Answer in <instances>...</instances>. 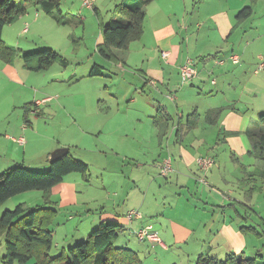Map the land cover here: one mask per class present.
I'll list each match as a JSON object with an SVG mask.
<instances>
[{"label": "crops", "instance_id": "crops-1", "mask_svg": "<svg viewBox=\"0 0 264 264\" xmlns=\"http://www.w3.org/2000/svg\"><path fill=\"white\" fill-rule=\"evenodd\" d=\"M124 1L95 0L92 9H84L79 0H64L65 12H77L69 18L61 10L60 3L64 26L57 25L39 7L36 11L26 10L3 28L1 40L21 54L51 48L54 46L31 49L34 41L42 42L43 36L52 35V22L59 27L72 25L76 28L87 17L85 12L92 10L99 26L92 45L94 59L98 54L97 46L102 43L101 23L116 18L104 23L102 11L112 8L114 11ZM149 2L142 9L145 16L143 34L134 42L137 45L131 47L129 44L125 53L114 50L115 63L101 57V66H97L102 69L100 76L103 69L111 66L109 63L122 74L130 75L124 66L137 69L138 75L131 72L139 81L135 83L134 91L142 98L140 101L145 102L144 109L156 110L154 115L148 116L155 137L148 139L156 140L157 153L148 157L151 160L149 166L136 163L134 167L124 168L116 186L111 185V181L106 184L104 179L98 187L86 185L88 176L69 174L64 177L51 190L52 207L56 211L62 210L58 213L61 215L60 224H57L61 227L52 234L64 246L83 239L93 226L101 222L118 224L124 232L135 237L137 230L149 227L158 234L159 242H140L136 237L141 247L133 251L141 264L147 263L154 253L177 255L171 264H194L200 255L222 260L230 253L249 255L247 258L253 259L254 264H264V162L256 158L250 137L264 131L258 121L264 114V71L254 73L256 64L264 55V35H243L246 29H253V12L264 11V0ZM249 6L252 7L251 16L238 19V13ZM250 18L249 26L242 25ZM70 36L80 40L73 33L68 38ZM55 51L61 56L58 49ZM163 52L168 54L166 58H162ZM136 55L140 57L139 61L135 60ZM232 55L239 57V63L232 64L228 60ZM186 59L193 61L197 74L191 81L181 84L179 68ZM218 60L223 63L217 64ZM67 66L60 68L66 69ZM44 71L25 69L19 57L11 63L0 60V154L4 150L8 152L12 146L17 151L14 154L17 159L21 149L26 147L22 153L25 156L26 149L34 143L35 128L48 126L58 130L47 138L36 156L44 167H48L54 150L80 147L78 140L88 135L80 125L90 127L93 133H112L108 125H113L114 120L111 118L112 105L101 108L105 98H101L97 91L69 87L77 78L76 72L65 77L58 73L36 75ZM83 75L74 83L82 82L85 77L92 78L89 74ZM57 84L66 87L57 89L54 87ZM35 102H39L37 107L32 105ZM209 107L214 109L207 110ZM211 110L221 113L207 122ZM201 118L202 126L199 123ZM105 122V128H102ZM70 128L81 133L78 140L76 134L69 132ZM125 136H120L122 144L126 142ZM19 138H23V144L19 143ZM138 139L146 156L143 144L147 139L143 136ZM128 146L126 152L115 153L122 161L127 160L123 155L131 153L130 141ZM167 156L171 158L172 171L163 177L164 183L162 177L158 178L166 189L161 192L153 187L157 181L155 178L142 186V173L137 170L146 169L157 174ZM198 157H212L214 167L203 173L196 164ZM24 161L15 165L27 167ZM6 167L4 162L0 163V171ZM201 177L208 181V186L199 182ZM41 200L43 203L42 195ZM69 209L87 225L85 230L75 229V234H79L77 238L67 235L73 233L69 224L76 218L69 215L70 222L67 223L66 216L72 212ZM132 210L140 216L128 221L126 214ZM242 228L250 229L241 232ZM59 243H56L57 247Z\"/></svg>", "mask_w": 264, "mask_h": 264}, {"label": "trees", "instance_id": "trees-1", "mask_svg": "<svg viewBox=\"0 0 264 264\" xmlns=\"http://www.w3.org/2000/svg\"><path fill=\"white\" fill-rule=\"evenodd\" d=\"M150 0H125L114 8L116 18L100 25L102 43L97 46V53L104 59L116 62L114 50H125L131 42L139 40L143 34V7ZM31 3L39 7L45 15L52 17L57 25L64 26L65 19L60 14L61 0H0V60L11 63L19 57L23 66L31 71H44L51 65L58 64L65 68L67 61L52 48H45L31 53L21 54L1 40L3 28L13 23ZM20 4V5H19ZM252 14V7L243 8L237 15L245 19ZM73 43L77 40L70 36ZM101 67L93 65L90 77L100 76ZM221 111L211 110L206 118L213 121ZM196 118V115H195ZM264 126V114L258 120ZM251 143L255 156L264 162V131L251 134ZM48 169L37 171L22 165H15L0 173V206L9 198L28 191L41 192L43 203L29 209L25 204L16 205L6 210L0 217V234L5 237L6 256L4 264H25L32 260L34 264H141L138 255L129 249L113 245V240L124 232V228L111 222H101L82 242L69 247L57 258H51L49 251L52 244L50 229L57 215L50 200L51 190L72 173L85 176L88 165L71 155L51 161ZM264 181V173L262 175ZM250 228H242L246 232ZM194 264H254V260L243 254H227L224 259L198 256Z\"/></svg>", "mask_w": 264, "mask_h": 264}, {"label": "rangeland", "instance_id": "rangeland-1", "mask_svg": "<svg viewBox=\"0 0 264 264\" xmlns=\"http://www.w3.org/2000/svg\"><path fill=\"white\" fill-rule=\"evenodd\" d=\"M213 1H217V0H213ZM148 4H150V2ZM23 6L27 11L38 10L37 7L31 3H26ZM63 6H64V0H62L61 2V10L65 14H68L69 18H71L72 15H76L77 13L76 11L65 12ZM201 11H204V9H202ZM85 13L87 17L83 21H81L80 26L76 28H74V26L72 25L70 26L71 28L69 26L59 27L52 22L51 24L54 27L52 35L50 36L47 34L43 36L44 38L42 42H40V40L34 41L35 45H32L34 47H31V49L35 50L41 46H48V47L54 46L51 48L53 49L57 48L61 56H63L69 62L66 69L60 68V66L56 63L53 64V66L48 70L44 72H40L36 75H51L58 73L59 75L63 74L65 77L70 75L71 73L76 72L77 78L73 79V82H70L72 85H69V87H72L74 89L92 90L94 92L97 91V93H99L100 96H102L101 98H105L102 99L104 101L103 103H101V108L104 107L109 108V104L110 106L112 105L111 118L114 121H113V125L111 124L108 125V129L111 130L113 134L107 133L105 131H103L102 133H93L90 127L86 125H80L83 128L82 130H85L86 132L85 134L88 135L84 136V138L81 139V141H79L77 138L80 136L81 133H79L78 130H76L75 128H70L69 132L76 134V140H78L80 144V147L74 150L72 147H70L71 155L74 156L75 158L84 161L89 165V170L85 173V176H88L87 179L88 181L85 182L86 185L89 184L91 186L98 187V185H100L101 183V180L104 179L106 184L109 181H111V185L116 186L121 179L124 168L134 167L136 163L147 164L149 166L151 160L148 157L151 155V153H157L156 140L152 139L150 141L148 139V137L151 136L155 137V132L154 133L152 132V120L149 119L148 116L150 117L154 115L156 113V110L153 111V110L144 109L145 102L140 101V99L142 98L136 95L134 88L136 87V84L139 83V81L133 77L134 76L133 74L138 75V72H136L137 69L134 68L124 66L125 71H128L130 75L122 74L121 71H116L117 68L112 63H109V65L111 66L106 67V69H103L102 76L99 77L93 76L95 78L92 77L88 79H86L85 77L82 82H78L77 84L74 83L76 80L80 78L79 76H81L82 73L84 74L83 76L90 74L93 65L96 64L101 66L100 61L102 60L101 56L98 54H96L95 58L92 59V57H94L92 56V48H93L92 45L95 42V36H97V34L99 33L98 20L92 10ZM253 13L254 14L252 16H254V18L251 17L253 20L251 21L250 18V20L248 19V22L245 21L242 24L244 26L247 25L249 26V23L251 21V23H253V29L252 30L249 28L246 29V32L243 33V35L246 33L247 34L254 33L255 36L258 35L263 36L264 11H254ZM102 17L104 23L112 18H115L116 16L113 11V8L110 11L103 10ZM73 19L75 20V18ZM72 33L75 35L76 38L80 39L77 40L76 43H71L70 39L68 38V35ZM130 45L131 47H135V45L137 44L132 42L130 43ZM259 49L263 50V47H259ZM125 50H119V51L116 50V52L125 53L124 52ZM81 56L85 58L82 59ZM135 60L139 61L140 57L136 55ZM54 87H57V89H59L66 87V85L63 86L61 84H57V86ZM127 95L128 97H126ZM131 98H134V101H130ZM32 105L34 107L38 106V105L36 106L35 103ZM209 109H214V107H209L207 110ZM29 111L31 112V108L29 109ZM35 111L36 110H34L33 113H35ZM34 121L35 120H33V122ZM202 121L203 120L201 118L199 121V123H201L200 124L201 126H202ZM105 125L106 122L104 125H102V128H105ZM119 127L123 129L120 130L118 129ZM56 130L58 129L54 130L52 128H49L48 126L47 127L42 125L37 126L35 128L36 136H34V143L32 144V146L26 149L27 154L25 156L22 154L26 148L24 147L21 149L20 153L16 156L17 159H14V154H17V151L14 147L11 146L8 152L4 150L3 153L0 154V163L4 162V164H6L7 166L5 169H7L10 168L11 166H14L16 162H23V160H25L24 164H26V166L29 167V169L37 170L40 172L47 170L48 167H44V163L40 162L39 158L36 156L42 144L47 140L48 137L53 136ZM200 130L203 131L202 128ZM124 134L128 136H125ZM120 136H125L126 138L125 144H122ZM139 136L146 137L147 139V142L143 144L146 151V156L144 154L143 149L140 147L139 139H138ZM25 137L27 140V136ZM129 141L131 143V153H126V155H123L126 156L127 160L122 161L120 156L115 155V153L121 154L122 152H126L129 149L128 146ZM184 145L190 146L189 144H184ZM139 150L141 151V153L138 152ZM2 171H0V173ZM137 171L139 173H142V186L143 185L146 186L150 179L155 178L157 181L156 183H153V187H155L161 192L166 189V186L163 185L165 180L163 179L162 176H160L159 171L157 172V174L150 173L151 171L146 169H141V170L138 169ZM146 172H149L148 175L150 177H147L148 175H146ZM72 175L80 176L81 174L72 173ZM159 176L162 177L163 183H161V180H158ZM206 182L208 183V181ZM159 184H162V186L159 187ZM40 197H41V192L39 191H28L17 194L9 198L7 201H5V203H3L0 206V217L4 211L12 210L16 205L21 203L25 204L26 207L29 209L35 208V206L42 205V200L40 201ZM181 201L184 200L182 199ZM63 210L66 213V209ZM70 211L72 212L67 214L66 216L68 220L67 223L70 222L68 217L69 215H71L72 218H75L77 216L74 210H70ZM60 212L62 213V210L60 211L59 209H57V214ZM58 216H56L57 219H54V221L55 220L56 221L53 222V224L50 227L51 231L60 229L61 227V226L57 227V224H60L59 219L61 218V215L58 214ZM69 227L71 230H73V233H69L67 235L77 238L79 234L78 233L75 234L76 231L75 229H79V231L80 229L85 230L87 228V225L85 222H83L82 218L76 217L74 221L69 224ZM97 227L98 225L95 227L93 226V229H91L89 233ZM89 233H87V235ZM85 237H83V239H77V241H74L69 245L62 246V243L56 241L54 234H52V244L49 251V256L53 259L59 257L63 251H66L69 247H73L79 242H82ZM56 243H59L60 246L57 247ZM113 245L119 248H126L132 251L133 250L135 251L141 247V243L137 241L136 237L132 236L131 233L126 231L122 232L121 234H118V236L113 240ZM262 253L264 254V250ZM5 256H6L5 237L4 235L0 234V264H4ZM176 256L177 255L173 256L171 254L154 253L152 256H150L148 262L146 263L145 261L144 263L171 264V262L176 258ZM247 257H249V255H247ZM141 258H143V255H141ZM156 258L158 260L157 262L155 260ZM25 264H34V263L32 260H29Z\"/></svg>", "mask_w": 264, "mask_h": 264}, {"label": "built area", "instance_id": "built-area-1", "mask_svg": "<svg viewBox=\"0 0 264 264\" xmlns=\"http://www.w3.org/2000/svg\"><path fill=\"white\" fill-rule=\"evenodd\" d=\"M79 1L82 8L92 9L95 0H79ZM161 55L162 58H166L168 54L163 52ZM228 60H230L232 64L239 63V57L235 55L229 56ZM216 62L217 64H221L223 63V60H218ZM262 71H264V56H262L260 58V61L256 64L254 73H258ZM196 74H197V70L195 68L193 61L191 59H186L185 62L179 68L180 83L184 84L191 81L196 76ZM35 105L36 106L39 105V102H35ZM18 141L21 144L24 143L23 138H19ZM196 164L198 165L200 171L204 173L211 170L214 167L215 161L212 157H198L196 159ZM171 171H172L171 158L167 156L162 160L159 166V174L162 177H166ZM199 182L207 185V182L204 177L199 178ZM139 216L140 214L135 210L129 211L126 214V218L128 221H131L133 218H138ZM135 235L140 242H144V241L149 243L159 242L158 234L155 231L151 230L149 227H144L142 229L137 230L135 232Z\"/></svg>", "mask_w": 264, "mask_h": 264}, {"label": "water", "instance_id": "water-1", "mask_svg": "<svg viewBox=\"0 0 264 264\" xmlns=\"http://www.w3.org/2000/svg\"><path fill=\"white\" fill-rule=\"evenodd\" d=\"M67 153H68L67 148H58L51 153L50 160L54 161L60 159L61 157L66 156Z\"/></svg>", "mask_w": 264, "mask_h": 264}]
</instances>
